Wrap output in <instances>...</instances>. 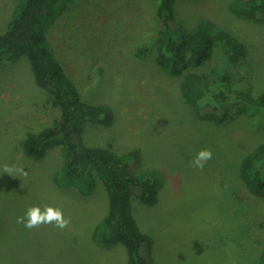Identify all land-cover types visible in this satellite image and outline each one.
I'll return each instance as SVG.
<instances>
[{"label": "rangeland", "instance_id": "obj_1", "mask_svg": "<svg viewBox=\"0 0 264 264\" xmlns=\"http://www.w3.org/2000/svg\"><path fill=\"white\" fill-rule=\"evenodd\" d=\"M19 1L0 0V33ZM234 2L175 0L176 15L190 29L212 22L247 45L251 82L245 90L257 97L264 92V19L239 14ZM156 4L74 0L48 26L49 43L84 99L111 113L110 122L87 123L84 141L111 148L136 172H158L157 203H134L141 229L153 240L155 264H259L264 198L249 192L240 166L264 142V108L241 100L230 84L212 82L226 67L222 43L182 75L160 66ZM191 75L212 82L197 102L182 97V82ZM198 105H216L226 116L202 120ZM60 114L27 56L0 64V264H126L125 246L106 248L92 236L109 208L102 180L95 176L90 194L60 186L54 179L65 162L60 147L42 158L24 152L26 135ZM202 149L211 150L212 159L193 168ZM31 206L59 207L70 224L27 229L17 217Z\"/></svg>", "mask_w": 264, "mask_h": 264}, {"label": "trees", "instance_id": "obj_2", "mask_svg": "<svg viewBox=\"0 0 264 264\" xmlns=\"http://www.w3.org/2000/svg\"><path fill=\"white\" fill-rule=\"evenodd\" d=\"M73 1L20 0L8 28L0 33V64L27 56L37 84L52 94L61 109L54 124L26 135L23 149L28 156L42 158L50 149L60 147L65 162L54 176L60 186H75L82 193L90 194L97 186V175L105 186L109 208L93 230L94 241L106 248L125 246L126 264H155L153 240L141 229L134 203L135 200L146 205L157 203L161 187L158 172L155 169L136 172L132 161L125 160L111 148L86 145L87 123L110 122L111 113L105 105L84 99L47 37L48 26ZM156 2L160 66L173 75H182L187 69L201 65L211 56L217 43H222L226 67L212 82L228 83L251 107L264 108V92L253 97L245 90L250 86L251 77L248 76V47L243 41L212 22L190 29L177 18L175 0ZM234 8L241 15L264 19V0H235ZM212 82L202 75L187 76L181 85L182 97L188 102H197ZM197 108L202 120L222 122L226 116L219 115L216 105H198ZM240 172L249 192L264 198V142L244 157ZM259 264H264V249Z\"/></svg>", "mask_w": 264, "mask_h": 264}, {"label": "clouds", "instance_id": "obj_3", "mask_svg": "<svg viewBox=\"0 0 264 264\" xmlns=\"http://www.w3.org/2000/svg\"><path fill=\"white\" fill-rule=\"evenodd\" d=\"M211 159V150L202 149L191 161V166L203 169ZM17 223L23 224L27 229L39 228L42 225H52L59 229H65L69 226L70 219L64 216L63 210L59 207L44 206L42 209L39 206H31L23 216L17 217Z\"/></svg>", "mask_w": 264, "mask_h": 264}]
</instances>
